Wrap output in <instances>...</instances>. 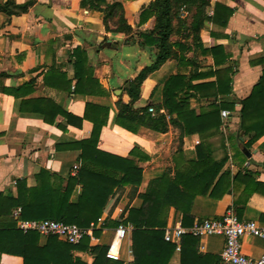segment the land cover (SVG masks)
<instances>
[{
    "label": "crops",
    "instance_id": "obj_1",
    "mask_svg": "<svg viewBox=\"0 0 264 264\" xmlns=\"http://www.w3.org/2000/svg\"><path fill=\"white\" fill-rule=\"evenodd\" d=\"M6 1L0 0V3ZM10 1L31 6L26 13L0 12V197L16 199L17 180L25 181L28 189H34L36 178L43 170L63 180L77 178L82 164L80 151L72 150L74 144L91 138L92 121L105 119L97 149L133 161L142 170V177L137 185L114 190L100 217L104 219L103 225H98L101 230H97L95 241H89V247L106 250V259L115 263L136 264L131 232L112 246L115 229L121 222L131 225L125 223L129 212L143 207L142 196L155 181L168 172L173 175L175 161L196 160V147L201 142L198 135L187 136L178 118L160 107L164 102V87L178 73L193 86L215 81V78L191 79L207 69H229L231 72L226 78L231 79L232 91L218 98H191L190 108L196 115L212 103L234 108L232 113L230 109L223 110L231 114L227 120L221 118L220 132L225 137L229 156L224 171H230L233 176L243 172L264 183V136L248 150L250 158L243 154L245 143L235 140L240 132L241 101L250 96L263 77L264 65L260 61L264 59V0H209L208 16L213 15L216 1L234 10L226 27L206 22L200 31L203 50L220 49L219 63L215 66L211 54L196 49L192 39L183 36L180 42L187 50L184 55L178 53L186 60L182 63L167 60L138 88L134 85L143 72L155 65L159 54L158 45L145 44L147 36L155 35V16L140 24L141 14L155 0ZM117 4L122 6L127 25L132 28L130 34L113 31L112 25L107 29L104 11ZM182 15L185 18L188 12ZM187 33L183 35L186 37ZM190 93L196 95L194 91ZM136 96L137 100L133 101ZM118 103L132 105L130 112H136L135 115L131 114L129 120L130 112H127L124 119L135 132L117 124ZM87 106L94 107L90 109L89 119H85ZM149 106L159 110L168 123L174 120L167 133L137 126ZM67 114L72 117L70 120L65 117ZM57 144L64 148L58 151ZM75 166H78L76 171ZM242 189L238 188L236 196L226 194L219 199L198 196L186 213L170 208L166 228L178 224L190 227L202 220L222 218L228 211H234L236 199L242 202L238 206L243 209L242 213L237 216L241 221H256L264 226V197L253 194L244 203L246 196ZM82 192V186H76L69 203L77 204ZM7 222L18 226L13 213L0 217V223ZM193 240L183 242L182 239L179 249L175 243L165 241L163 251L156 258L157 264L166 258L167 264H183L185 250L200 258L188 257L184 264H221L222 237ZM45 244L46 238H40V245ZM241 246L242 252L252 259L264 253L261 238L246 236ZM72 255L85 264L96 260L95 255L85 250L74 251ZM0 264L24 263L20 257L3 255Z\"/></svg>",
    "mask_w": 264,
    "mask_h": 264
},
{
    "label": "trees",
    "instance_id": "obj_2",
    "mask_svg": "<svg viewBox=\"0 0 264 264\" xmlns=\"http://www.w3.org/2000/svg\"><path fill=\"white\" fill-rule=\"evenodd\" d=\"M30 6L31 4L17 5L7 0L0 3V12L8 15L26 13ZM209 6V0H155L151 8L141 14V25L152 16L156 18L155 35L147 36L145 44L158 45L159 54L155 65L142 73L137 85H134L135 88H138L150 73L158 70L167 60L176 59L181 63L186 60L184 56L179 55V53L184 55L186 46L177 38L183 36L185 39L191 38L195 48L203 50L199 35L204 24L209 22L220 27L228 25L234 10L216 1L213 15L208 16ZM184 11L188 12L185 18L182 17ZM104 12V22L108 30L112 25L113 31L131 33L132 28L127 25L121 5L108 7ZM184 32H188L186 37L183 35ZM219 50L215 48L202 52L211 54L216 66L219 63L217 59ZM260 63L264 65V59ZM230 72L229 69L219 71L207 69L191 79L215 78V81L194 86L191 82H186L178 73L171 77L164 87V102L160 107L165 108L169 115L178 118L184 125L187 136L198 135L201 142L196 147L195 161H175L173 175L168 172L160 180L155 181L150 191L142 196L143 207L138 211L129 212L125 223L133 226L131 238L136 264H157L159 261L156 258L163 251L162 244H165L164 230L170 208L186 213L198 196H209L212 199L222 198L226 194L236 196L238 188H243L242 192L246 196L244 203L253 194L264 197V183L243 172L233 176L230 171H224L229 156L225 137L220 132L221 111L230 109L232 113L234 108L212 103L200 115H196L195 110L190 108V99L196 96L210 99L229 95L232 91L231 79L226 76L228 77ZM191 91L196 95H192ZM137 98L138 96L133 97V101ZM240 106V132L235 140L238 143H245L244 147L249 150L252 144L264 136V71L260 82L253 88L250 96L241 101ZM117 107L120 109L117 124L135 132L124 119L126 118L124 114L131 111L132 105L118 103ZM92 108L94 107L87 106L85 119L90 118L89 113ZM148 109L143 111V118L138 121L137 126L142 125L158 133H167L174 120L168 123L159 110H155V115H151ZM134 113L136 112H130L127 119L131 120V114L135 115ZM104 114L107 116V111ZM65 117L69 120L72 118L68 114ZM92 123L94 129L91 138L76 142L72 149L81 153L82 166L77 178L63 180L43 170L36 178L37 187L34 189H28L25 181L17 180L18 197L16 199L0 197V217L9 216L15 209L21 208L22 222L55 220L89 227L92 223H97L104 212L108 198L116 188L137 185L141 182L142 170L133 161L97 149L101 130L106 121L94 120ZM56 148L61 151L64 147L57 144ZM239 155L245 159L242 153ZM76 186H82L83 192L78 203L71 204L69 199ZM240 204L242 202L236 199L234 212L238 217L243 210L238 208ZM94 234L97 236L98 232L95 231ZM183 239V242L194 241V237L191 236ZM89 241L85 238L81 245L73 247L50 236L42 246L40 236L36 232L23 233L14 222L0 223V259L3 255H10L22 258L24 264H85L74 259L72 255L74 251L85 250L96 256L93 264H119L106 259V250L89 247ZM188 257L200 258L190 251H182L183 264ZM207 258L218 261L213 257ZM167 262L168 258L162 264Z\"/></svg>",
    "mask_w": 264,
    "mask_h": 264
},
{
    "label": "built area",
    "instance_id": "obj_3",
    "mask_svg": "<svg viewBox=\"0 0 264 264\" xmlns=\"http://www.w3.org/2000/svg\"><path fill=\"white\" fill-rule=\"evenodd\" d=\"M148 112L155 115V109L149 106ZM231 116L228 111H221V118L227 120ZM246 168L249 166L247 163ZM78 170V166L74 167ZM22 210L17 208L13 212L14 219L18 222L17 228L23 233L36 232L40 238L56 237L59 241L73 247L81 245L85 238L95 241V231L101 230L98 225H103L104 219L99 218L97 223L89 227H80L76 224H67L55 220H41L22 222ZM132 225L123 222L115 229L112 246L125 239L132 232ZM187 236L205 238L220 236L224 239V247L220 254L221 264H264V253L258 259H252L242 252L241 241L244 237L264 239V226L256 221H241L234 211H228L222 218H212L197 222L193 226L185 227L180 224L168 227L165 230L164 240L175 243L179 249L180 241Z\"/></svg>",
    "mask_w": 264,
    "mask_h": 264
},
{
    "label": "water",
    "instance_id": "obj_4",
    "mask_svg": "<svg viewBox=\"0 0 264 264\" xmlns=\"http://www.w3.org/2000/svg\"><path fill=\"white\" fill-rule=\"evenodd\" d=\"M243 154L247 157L250 158L251 157V153L248 152V150L246 148L243 149Z\"/></svg>",
    "mask_w": 264,
    "mask_h": 264
},
{
    "label": "rangeland",
    "instance_id": "obj_5",
    "mask_svg": "<svg viewBox=\"0 0 264 264\" xmlns=\"http://www.w3.org/2000/svg\"><path fill=\"white\" fill-rule=\"evenodd\" d=\"M180 39H181V38L179 37L178 40L180 41Z\"/></svg>",
    "mask_w": 264,
    "mask_h": 264
}]
</instances>
